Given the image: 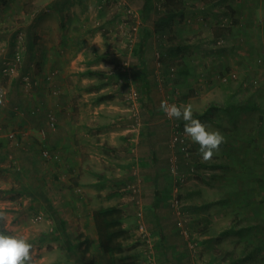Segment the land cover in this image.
Returning a JSON list of instances; mask_svg holds the SVG:
<instances>
[{"label":"rangeland","instance_id":"1","mask_svg":"<svg viewBox=\"0 0 264 264\" xmlns=\"http://www.w3.org/2000/svg\"><path fill=\"white\" fill-rule=\"evenodd\" d=\"M181 1L186 6L172 15L161 17L163 14L151 9V15L145 20L141 11L144 0H0V58L4 64L0 73V137L5 139L0 147V211L7 214L6 220L0 222V229L32 245V264H82L68 248L67 239L72 241L74 233L82 230L83 219L93 223L91 209L98 202L106 204L109 199L80 200L82 190L77 188V183L82 180V168L77 155L63 161L51 150L47 135L51 131L52 135L58 133L57 127H74L71 129L74 135L78 131L76 127H96L94 123L112 127L109 123H114L111 120L114 117L108 110L110 101L106 102L110 95L113 97L110 100L125 107L121 115L129 117V133L149 125L152 116L149 118L147 111L150 113V110L156 121L153 127H171V120L159 109L161 101H180V105L190 104L195 111L211 101L217 102L221 107L216 111V123L230 128L233 127L231 120H237L235 128L241 127L242 134L235 139L239 145L235 149L241 152L247 147L249 152L258 155L257 169L264 174V0H221L218 5L225 7L227 13L215 17L207 12L193 13L192 3L198 7V0ZM219 17L223 18L222 22L233 17L237 21L231 24V32L216 40L212 31L216 25L221 26ZM153 19L163 25L149 38L146 74L150 90L146 94L139 81V55L134 50L142 25L152 26ZM30 24L36 35L35 45L29 70L23 73L21 65L26 59L23 35ZM13 31H17L13 39L16 55L9 57ZM162 57L166 61L178 58L184 62L190 73L188 80L176 70L162 71L159 66ZM87 69L103 73L87 74ZM118 69L124 74L123 81L110 76ZM134 91L135 96L128 98ZM101 95L106 103L99 107ZM184 96L186 100L180 98ZM246 99L260 109L241 108V101ZM234 100L240 107L237 114L232 107ZM70 106L72 111L68 110ZM50 115L54 117L53 125L49 122ZM198 120L209 130V127H218L205 119ZM245 140L249 143L245 144ZM198 147L195 144L194 152H189L197 164L191 166V173L181 177L182 184L177 183L178 188L181 186L180 192L174 190L177 179L171 185L170 195L174 196V191L175 195L182 194L179 205L184 204L183 209L173 207L172 196L164 190L166 197L156 209L158 224L154 210L143 201L139 183H135V198L127 187L129 180L124 185L101 186L104 191L123 192L124 198L118 200L119 204L131 210L126 221L134 228L125 241L126 260L133 264H226L228 250L234 248V255H238L243 247L251 249L255 244L259 247L256 258L241 264H264V227L261 225L248 229L250 240L245 229L220 238L221 230L234 217V208L229 205L222 210L217 203L205 205V202H214L220 190L219 182L210 178L212 170L204 165L208 161L202 160ZM223 147L222 144L209 161L220 160ZM73 149L76 153V145ZM66 163L68 169L62 171ZM101 171L109 173L105 169ZM53 176L65 181L63 190H51ZM207 177L213 185L207 183ZM189 183H192V196L187 200L184 185L188 187ZM42 191L48 197L54 194L50 198L66 218L63 230L48 218L46 209L34 207L35 201L44 203ZM137 199L144 230L138 225ZM82 202L87 205L84 216ZM187 221L191 223L189 227ZM88 224L84 226L85 231L95 242V229L93 224L90 227ZM189 234L199 239L192 241V248L188 245ZM91 247L93 264H108L114 257L96 243Z\"/></svg>","mask_w":264,"mask_h":264},{"label":"trees","instance_id":"2","mask_svg":"<svg viewBox=\"0 0 264 264\" xmlns=\"http://www.w3.org/2000/svg\"><path fill=\"white\" fill-rule=\"evenodd\" d=\"M200 4L199 6H195L192 3V11L193 13H205L207 12L212 15L213 17L217 16L219 13H227L225 7H221L219 4V1L221 0H198ZM186 6L185 3L181 0H144L142 3L141 11H142V18L148 19V17L151 15V9H154L155 11H158L159 13L163 14L161 17H165L168 14L172 12L179 11L182 7ZM229 8V7H228ZM198 9V10H195ZM230 9V8H229ZM126 10L124 6V11ZM231 10V9H230ZM233 11V9H232ZM172 15V14H170ZM168 15V16H170ZM219 21L222 22L223 18L219 17ZM237 20L233 18H230L229 21L222 22L221 26L216 25L213 27V37L217 40L221 38L222 35L231 32V24L235 23ZM33 24V22H32ZM32 24L29 25L26 32L23 35V38L25 40V57L22 62V72L27 73L29 70V61L33 58V48L35 45V32L32 29ZM163 24H161L158 20L154 21L152 26H149L147 24H143L140 29V37L139 42L135 47L134 53L136 55H139L140 59V48H143L146 44L147 40L149 42V38L151 37V33H154L155 31H159V29L162 27ZM17 31H13L11 35V39L9 40V51L7 53V56L14 57L16 55L14 53L15 49V41L13 40L15 38ZM161 35V33H159ZM162 46V45H161ZM3 58H0V73H2L4 64L2 61ZM160 65L162 67V71L165 70H176L177 74L180 76V74L184 75V79L188 80L189 78V69L188 66L180 61L178 58H175L173 60H164L163 57L160 60ZM160 67V68H161ZM139 81L141 82V88L146 92V94L149 93L150 85L149 81L147 79L146 71L147 68L141 69L139 67ZM87 74H93V73H103L99 70L94 69H87L85 71ZM154 76V73L151 72ZM112 79H117L118 81H123L124 74L121 70H117L116 72H112L111 75ZM20 79V77H19ZM14 84H16V80L14 81ZM104 96L101 95L99 100H102ZM182 100H186L187 98L180 97ZM180 100V99H179ZM239 100V99H238ZM241 100V99H240ZM247 100V99H246ZM177 105H180V101H175ZM243 104L240 105L241 108L252 110V109H260L258 105L255 103H251L249 100L247 101H241ZM235 104H232L233 109L236 111H239L238 109L240 107H237L238 103L236 100H234ZM221 105H218L217 102L211 101L209 105L204 107L203 109L199 111L193 110V118L194 119H205L206 121H210L213 124H215L218 127H226L225 124L222 125L221 122L216 123L215 121V115L217 108L219 109ZM50 121V116H49ZM174 122L177 123L178 127L184 126V121L174 119ZM237 120L233 118L231 120V123L233 127H230L231 129L235 128ZM230 130V129H229ZM242 134V133H241ZM237 139V138H236ZM2 137H0V147L4 145ZM188 150L189 152H194L192 143L189 142ZM252 142V141H251ZM250 144H248L249 146ZM235 147H239V145L236 144L235 139L234 141H231L229 144V152L228 156L230 159H226L225 161H210L206 164H204L206 167L210 168H219L218 171H210V178L216 180L218 183V188L220 190V195L214 202H205V205H210L217 203L218 206L221 207L222 210L225 209V206H229L230 208H234V217L230 220V224L228 227H224L221 230L222 237L227 236L229 234H233L236 230L240 229L247 230V239L250 240V233L248 229L257 227V225H261V227H264V174L260 173L257 169V162L256 159L259 158L258 155H254L253 153L249 152L248 148H244L243 150L238 151L235 149ZM179 151V149H178ZM183 156V160H185V170L180 169V173H184L187 171L188 173H191V166L196 165L197 163L195 159H192V156H190V159H185L184 155L179 152ZM226 167L222 169L224 166ZM230 168H228V166ZM208 179V177H207ZM178 184H182L181 181H177ZM208 184L213 182L209 181ZM181 188V186H180ZM222 189V191H221ZM180 192V189H179ZM224 194H223V193ZM182 194L178 193V198L180 199V196ZM42 196L44 198V204H46V210H48V213L50 214L51 218L54 219L56 226H58L60 230L64 229V221L61 220L58 216L57 210L52 205L50 199L42 193ZM228 203V205H227ZM243 203V206H242ZM183 205H180V208L183 209ZM48 208V209H47ZM151 211H153L152 208H149ZM248 209V212L246 211ZM233 210V209H232ZM93 225L95 229L96 234V240L95 242L90 239L89 235L83 231H79L77 233V236L72 237V241H68V248L70 250H73L77 256V261L81 262L82 264H93L92 261V255L90 252V247L92 243H96L99 248L108 254L113 255V259L109 261L108 264H133L131 261H127L126 258L128 255L124 253L126 249V243L125 241L131 236L129 228L124 225L125 220V211L124 207L119 203H112L107 205H100L97 207L92 208L90 211ZM248 221H245V219ZM257 218L258 220H255ZM263 220V221H262ZM207 221V219H206ZM262 222V224H261ZM191 223L188 221L186 222V225L189 227ZM260 227V226H259ZM189 229V228H188ZM4 233L3 230L0 229ZM190 235V234H189ZM190 238H192V241L198 242L199 239L195 236L190 235ZM209 239V238H207ZM234 247V246H233ZM253 248L246 249V246L242 248V250L238 253V255H234V248L230 249L226 252V257L228 256L229 259L227 260L226 264H241V262H245L246 260L250 259L251 261L256 258L255 254L257 252V246L254 244L252 245ZM79 254V255H77ZM250 257V258H249Z\"/></svg>","mask_w":264,"mask_h":264},{"label":"crops","instance_id":"3","mask_svg":"<svg viewBox=\"0 0 264 264\" xmlns=\"http://www.w3.org/2000/svg\"><path fill=\"white\" fill-rule=\"evenodd\" d=\"M149 48H151V43L148 42V40L144 47L140 48L141 56L138 60V63L140 64L139 67L141 69L147 68V56L150 52ZM147 79L149 81L148 75ZM98 98H100V96ZM111 98H113L112 95H110V97L108 96L106 102L110 101L109 106L111 108H109L108 110H110L109 112L114 117V119H111L112 121H114V123H109V125H111L112 127H103V125H96V123H94L93 126L96 127H76L78 131L75 135L71 132V129H73L74 127H57V131H59L58 133H56L55 135H52V131L48 133L47 143L50 145L51 150L55 152V155H58L63 161L70 160V157H72L74 154L77 155V161H80L82 168V180L79 179L77 183V188L82 190L80 200L87 201L86 199L91 197V199H97V202L99 200L109 199V201H107V203L103 205L119 203L118 200L124 198L123 192H120V190L104 191L101 186H109L110 184L120 183H123L124 185L128 180L129 181L127 182V185L129 183H139L141 187V193L143 195V201L147 203L148 208H152L154 210L153 214L157 217L156 223L158 224L160 220L156 209L157 207H160V201L166 197V195L164 196L162 192L164 190H166L167 192L168 190L167 194H169L170 196L171 185L176 179V176L170 171L169 163V157L172 152H174V149H172V147L170 146L169 140L172 129L171 127H153L155 126L156 121L153 117V110H150V113L149 111H147V113L149 114V118L152 116V120L151 122H149V125H146L145 127H137V132L129 133V117H127V114L125 113V115H121V112H125L122 111L126 110L125 107L121 106L115 100H110ZM99 101V107H102L104 103H106L104 102V98ZM68 110L72 111L71 106L68 107ZM70 111L67 112V114L70 115ZM68 119L71 120V118ZM106 124L108 125L107 122ZM209 128L210 130L219 131L225 138V142L223 143L224 147L220 155L222 156V158L218 161L223 162L226 159H230L228 156L229 144L231 141H234V139H236L238 135H241L242 132L239 131L241 127H236L234 130L233 128L230 129L229 127ZM245 141V144L249 143L248 140ZM30 142L33 141L31 140ZM189 142L192 143L191 141ZM74 145H76V153L73 149ZM179 152L182 153L176 148L175 153L177 155L178 162L177 171L178 175L183 176L186 175L187 171L184 173H180V169L185 170V160H183V156L179 154ZM82 162H84L83 166ZM68 165L69 164L67 163L64 166L62 165V171H67ZM90 166H92V169L90 168ZM223 166L224 167L222 169L226 167L225 164ZM227 166L229 168V165ZM96 168H99L100 171H97ZM102 169H105L109 173L101 171ZM211 170L217 171V168H211ZM90 175L92 176V178H89ZM53 177H55V179L52 180L54 181V183H52L51 185V190H58L56 192L63 190L65 188L63 185L65 184V181H62L61 179L57 180L56 176ZM189 184L191 185L188 187L186 186L187 184L184 185L185 187L183 186L185 190L184 194L186 195V197L184 198L187 200L192 196V183ZM34 192L36 193V190H34ZM39 193H41V190L39 191ZM42 193H44V195L48 197L44 191H42ZM53 195L54 194H52L50 197H53ZM35 197H37L36 194ZM50 197L48 198L50 199L54 208L57 210L59 218L63 221H66V218H64L62 213L59 212L56 205L54 204V201ZM189 202L192 201L189 200ZM44 203L42 204L38 201H35L33 204L35 208L41 207L46 209V204ZM96 204L98 206L100 205L99 202ZM189 205L192 206L191 204ZM30 206L32 205L30 204ZM81 207L83 208L84 214L82 215L84 216L86 212L85 207H87V205H83L82 202ZM123 207L125 211L124 225H126L129 228L130 232H132V228L134 227H130L128 225V222L126 221V216L129 215L131 210L129 211L128 207L126 206ZM46 212L48 218L53 221L54 219L51 218L48 210H46ZM145 219L147 220L146 217ZM86 223L88 224L89 222H87L86 220L84 221L83 219L80 227V229L82 230L79 231H83L86 233L84 228ZM161 223L159 225H161ZM90 224H93L92 221ZM90 224H88V227H90ZM92 226L94 228V225ZM164 226L162 223L163 231L165 232ZM78 232L74 233V237L77 236ZM95 237L96 235L94 236V238ZM90 239H92V237H90ZM166 241L167 239L165 237V242ZM91 248L92 247H90V249Z\"/></svg>","mask_w":264,"mask_h":264},{"label":"clouds","instance_id":"4","mask_svg":"<svg viewBox=\"0 0 264 264\" xmlns=\"http://www.w3.org/2000/svg\"><path fill=\"white\" fill-rule=\"evenodd\" d=\"M167 118L183 120V133L192 143L197 144L198 154L203 161H209L225 142L217 130H209L198 119L193 118V108L189 105L169 104L161 101L159 105ZM6 212L0 211V222L6 220ZM32 245L23 238L6 235L0 231V264H32Z\"/></svg>","mask_w":264,"mask_h":264},{"label":"built area","instance_id":"5","mask_svg":"<svg viewBox=\"0 0 264 264\" xmlns=\"http://www.w3.org/2000/svg\"><path fill=\"white\" fill-rule=\"evenodd\" d=\"M136 94V91L134 92H130L127 97L132 99ZM169 104H177L175 101L173 102H170L168 101ZM179 105V104H178ZM171 120V129H172V132H171V136H170V146L172 147V149H174L172 152V154L170 155L169 157V161H170V171L172 174H174L176 176V187L174 188V190H178V184H177V181H183L181 179L182 176L178 175V171H177V165H178V162H177V155L175 153V149H179L185 156V158L187 160L190 159V154H189V150H188V147H189V143L187 142L188 138H186L184 136V133H183V129L182 127H178L177 123L174 122V119H170ZM50 124L53 125L54 124V117L52 115H50ZM47 153V151H45ZM128 189L129 190H132L133 192V198H135V194L137 192V187H136V184L135 183H129L127 185ZM174 196H172V194L170 197L172 200H171V205L175 208H178L180 207L179 205V198L177 195H175V191H174ZM139 202V199L136 200V205H137V211H136V214L138 216V225H139V228L141 230H144V223H143V219H142V210H141V205L138 203ZM178 213H180V211L178 210L177 211ZM178 225L181 227V222L179 221L178 222ZM185 234L187 233V230L184 229L183 231ZM188 245L190 246V248H192V238H190V241H188Z\"/></svg>","mask_w":264,"mask_h":264}]
</instances>
